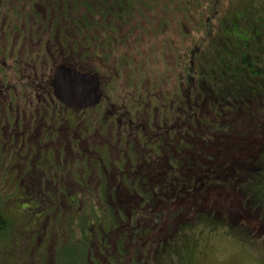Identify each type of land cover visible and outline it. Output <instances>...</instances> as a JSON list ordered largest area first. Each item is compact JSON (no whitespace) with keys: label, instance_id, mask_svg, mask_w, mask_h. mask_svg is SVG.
<instances>
[{"label":"trees","instance_id":"trees-1","mask_svg":"<svg viewBox=\"0 0 264 264\" xmlns=\"http://www.w3.org/2000/svg\"><path fill=\"white\" fill-rule=\"evenodd\" d=\"M158 1L166 2L167 6L169 4L172 7L176 2H183L181 0H0V61L8 63L10 70L18 65L21 58L27 63L32 58L33 61L39 60V57L43 59L44 47L38 52L35 51V54L32 50V45H37L34 32L40 27L49 38L54 31H59L57 49H61L66 59L73 64L81 59H89L95 55L91 48L103 44L105 49L108 48L109 53L104 52V57L98 58L107 65L109 62L106 63V59L107 61L110 59L109 55L113 49L109 48V43L98 39H103L104 33H116L117 27L125 25L129 26L128 29L137 28L138 32L141 30L145 33L144 27L138 23V20H142L145 13L152 9L151 2ZM193 1L187 0L186 6L190 8ZM226 1L231 8L235 7L232 1ZM196 2L202 9L201 16L205 22H211L217 17L216 34H213L212 28L208 29L212 42L204 56L202 69L194 70L193 60L187 63L189 67L186 69L185 66L184 69L187 70L190 85L184 90L180 89V101H174V106L170 104L172 98L167 100L163 97L164 103L161 105L157 103L153 92L148 93L150 90L147 89L149 86L147 81L142 82L140 94L132 87L137 93L138 100L145 98V101L148 104L150 102L151 105L147 109L146 107L140 109L137 106L134 114L127 112L121 104L123 121L129 125L127 127H130L131 131L114 135L117 140L114 144L117 145L119 142L123 147L122 149L118 147L116 152L117 157L120 155V158L114 159L115 164H112L118 165L117 168L112 167L117 171L105 179L103 184L95 175L88 176L84 183H81L82 178L79 179L80 182L75 183L69 180L68 171L56 175L55 180L34 176L32 170L38 151L53 148V145L39 147L38 144L35 145L36 143H27L23 145L24 151L17 149L20 145L12 141L14 140L12 138L21 137L25 130L13 137L5 135L7 131L9 134L12 133L11 107L9 106L10 110H6L5 114H0V153L4 149L6 150L4 153L14 157L13 168L19 173L24 171L23 166H26V169L32 167L28 168L30 171H24L26 173L24 176L29 177V191H37L33 192L35 195L45 191L43 198L39 200L45 201L50 197L54 199V204L50 205V207L54 206L52 212L46 207L42 208L44 204L40 211L44 209L43 212L52 213L54 217L61 212L76 213L81 209L78 200L82 197H92L97 198L104 208L109 209L110 219H114L112 215H118L116 219L118 223L110 219L106 221L102 219L100 223L83 228V234L84 230L93 233L98 229L105 238L96 237L90 240V250L84 260L68 253L66 255L68 261L65 264H192L190 257H186L184 246L174 243L179 239L180 243L188 241L192 247H197V239L187 238L190 234L188 229L191 227L186 226L199 224L201 226L205 224L204 222L212 223L213 220L235 228L245 226L264 238L262 232L264 231V185L260 181L264 172V125L262 126L264 120L258 122L253 120L254 109L264 106V35L255 34L254 30L263 26L255 17L249 25L251 28L255 23L252 31L244 33L238 29V19L224 15L227 4L225 6L221 4L225 0H196ZM219 12H221L220 16ZM210 13L212 17L207 19ZM169 16L170 14H166L164 19ZM223 23H228L230 27L227 25L223 27ZM234 23L236 25H233ZM63 28L69 33H64ZM153 30L158 33L156 27ZM76 32L80 35L76 36ZM96 33H101V36ZM49 38L46 40L49 41ZM108 39L112 41L111 37H105L103 41ZM84 44L89 45L90 49L84 51L83 47H86ZM68 48L70 53L75 51L81 58L79 60L77 57L71 58ZM125 58L130 59L131 62L137 61L133 57ZM63 62L67 61L63 60ZM21 71L22 68H19V72ZM123 71L127 75L129 70L123 69ZM6 72L5 66L0 65V97L6 98L7 101L10 99L8 102L11 103L10 101L13 100L11 93L14 92L15 87L9 88V84L18 80L15 81L13 75L8 78ZM44 77L45 79L41 80L37 87V98L51 90L52 74ZM199 79L203 80L197 85ZM192 81H196V84L191 86ZM6 88L9 90H3ZM195 91L197 95L190 96V93ZM43 99L42 97L40 100ZM170 108L173 113L170 119L172 123L160 126L159 113L163 114L164 110L168 112ZM172 128L174 131L170 134L169 129ZM61 135L62 133L59 135V140L63 145L65 141L61 140ZM27 139L23 137L22 141ZM82 142L80 141L77 149L79 154L74 150L70 152V158L79 160L87 154L99 155L91 146L97 145L98 141L89 142L85 139L87 152L83 151ZM70 143L67 139V146ZM9 145L12 146L11 149H8ZM58 147L64 146L58 144ZM48 159L46 158V161ZM50 160L56 165L63 164L62 161H72L67 157L63 158L59 153L56 159L52 154ZM31 161L34 163L32 164ZM258 168L260 171L254 172ZM84 184H90V187L84 189ZM100 184L101 188L98 187ZM72 193L73 196L70 195ZM119 193L125 194V202L119 197ZM34 197L38 200L36 196ZM6 199L8 200L9 196L7 194L2 196L0 193V236L16 233L11 230V218L3 210ZM59 202L64 208L57 211ZM129 203L130 206L127 205ZM34 206L35 204L29 205L27 208ZM37 210L39 211L38 207ZM126 215L129 218L128 222ZM212 224L218 229L222 227L220 224ZM73 227L70 225L68 229ZM123 230L124 236H119V232ZM75 231L78 232V229L71 230L73 236ZM54 253L55 247L45 257L44 264H52Z\"/></svg>","mask_w":264,"mask_h":264},{"label":"rangeland","instance_id":"rangeland-1","mask_svg":"<svg viewBox=\"0 0 264 264\" xmlns=\"http://www.w3.org/2000/svg\"><path fill=\"white\" fill-rule=\"evenodd\" d=\"M181 1L183 2H176L173 7L172 5L169 6V4L167 6V3L162 1L151 2L152 9L145 13V17H143L142 20H138V23L144 27L145 33L141 32V30L138 32L137 28L128 29L129 26L125 25L117 27L116 33H104L103 39L105 37H111L112 41L111 39L103 41L102 38H97L98 40H102V42L109 43V48L113 49V52L109 55L110 59H108V61L106 59V63L109 62L107 63L108 66L104 65V62L100 59L104 57V52L107 54L109 53L107 52L108 48L105 49L103 44L93 46L91 50L96 56L92 55L89 59L85 60L87 66H90L92 71L96 69L103 76H106L104 72H107L108 76H113L110 85L116 84L117 86L113 89L114 96L112 101L114 104H122L123 108L129 113L135 114V108L137 106L140 109L144 107L147 109V107L151 105L150 102L148 104L145 101V98L138 100L137 93L140 94L143 81L148 82L149 86H147V89L150 90L148 93L152 94L153 92L157 103H160V105L164 103L163 97L167 98V100L172 98L173 100L170 104L174 106V101H180V89L184 90L185 87L187 88V86L190 85L186 70L189 67L187 63L189 64L190 61L193 60L194 70L202 69L204 56L207 54V48L212 42L208 29L212 28L213 34H216L215 27L217 25V17L211 22H205L201 16L202 9L196 0L191 2L190 8L185 4L187 0ZM228 1H232L235 7L231 8L226 0L222 2L221 6L227 4L225 7L226 13L224 11V15H230L228 18L235 17L238 19V29H241L244 33L252 31L255 23H253L251 28L249 25L255 20V17H257L258 22L263 27L260 29L255 28V34L262 33L264 35V0ZM79 12L83 13V11ZM166 14H170V16L164 19ZM218 15L220 16L221 12H219ZM210 17H212L211 13L207 19H210ZM69 23L70 21L68 25ZM226 25L228 26V23H223V27ZM233 25L236 24L234 23ZM155 27L158 29V33L153 30ZM57 29L60 30V28ZM62 31L66 34L69 33L65 28H63ZM34 33L37 45H32L33 54H35V51L38 52L41 47H44V55L42 54L43 59L39 57V60L33 61L32 58V60H28L29 63H27L26 60L23 61L21 58L19 59L18 65L10 70H8V63L2 60L0 61V65L5 66L8 78L13 75L15 81L18 80L16 83L9 84V88L12 89L15 87L14 92L11 93L13 98V100L10 101L11 103L8 102L10 99L7 101L6 98L2 99L0 97V114H5V111H9L11 107L10 128L12 133L9 134V131H7L5 135L13 137L17 133H23L24 130H28V138L30 128L34 126L35 129H33L28 143L36 142V139L39 137L38 134H40L41 131V123L46 126L50 125V120L46 116L47 114H42L40 107H38V101L42 98L40 96L37 98V87L40 85V81L45 79L44 75L49 77L53 73L55 67L63 63V60L69 62L63 51L57 49V44H59L57 39V37H59V31H54L50 35V38L46 33L42 32V28L40 27ZM96 34L101 36V33ZM75 35L79 36L80 33L76 32ZM47 38H49V41L46 40ZM77 40L80 39L77 38ZM84 46H86L85 48L83 47L84 51L90 49L89 45L84 44ZM67 51L69 52V48ZM69 55H71V58L76 59L77 57V60L81 58L75 51ZM126 56L133 57L137 61L131 62L130 59L127 60L125 58ZM185 66H187L186 69H184ZM19 68H22L21 72H19ZM123 69L129 70L127 75ZM203 79L197 80V85L201 83ZM208 79H210V77H208ZM193 84L195 85L196 81H192L191 86ZM132 87L136 89L137 93ZM9 88L3 90L7 91ZM197 91L190 93V96L193 95L194 97L197 95ZM146 95L147 94H145V96ZM109 108L115 109L110 106ZM166 108H168L167 105ZM263 111L264 106L254 109L253 114H255V118H253V120L255 122L264 120V113H261ZM63 113L69 119L75 116L78 117L73 111H64ZM83 114L87 117L89 112ZM150 115L149 113V116ZM172 116L173 113L171 112V108L168 112L164 110L163 114L159 113L158 123L160 126H167L172 123L170 121ZM115 117L118 118L119 116L116 115ZM64 124L67 125L66 122ZM100 124L105 128L102 122ZM263 125L264 123H262V126ZM83 127V124L78 126V128ZM173 131V128L169 129L170 134ZM61 133V140L68 138L65 129H63ZM23 137L24 135L12 138L14 139L12 141L20 145L17 149L20 148L21 151L25 150L23 145H27V140H24L25 143L22 141ZM82 143L83 151L87 152L84 141ZM122 147L120 149H122ZM11 148L12 146L9 145L8 149ZM3 150L0 153V193H2V196H6V194L9 196V199H6L4 202L3 210L6 215L11 218V230L16 231V233L12 232L5 236H0V264H44L45 257L51 253V250H54V247L55 253L52 264H65L68 261L66 258L68 253L74 255L78 259L84 260L90 250V240L96 237L102 239L105 238V236L103 237L102 232L98 229L93 233L84 230L85 233L83 234V228H88L89 225L94 223H100L102 219L103 221L110 219L109 209L104 208L97 198L82 197L78 200L81 209L76 213L61 212L54 217L52 213L43 212L44 209L40 211L43 204L44 206L42 208L46 207L48 211H53L54 206L50 207V205L54 204L53 197L48 198L47 195L48 200L43 201L39 199L43 198L45 191L39 192L37 195L33 193L37 191H29L30 187L28 181L30 180L28 176H24L26 174L24 171H30L29 169L32 167L30 166L28 167L29 169H26V166H23L22 168L24 171L20 170L21 172L19 173L17 169L13 168L15 163L12 164V162H14L12 158L14 159V157L10 156L9 153H4L6 150ZM38 152L39 153L36 155V162L34 163V161H31L32 164L34 163L32 170L33 175L38 177L41 176L46 179L52 178L54 180L56 175H60L65 171L70 172V181H78L80 178L83 179L87 173L84 163L88 162L97 166L103 157L102 154L95 156L87 154L82 156L83 158H87L83 159V162L81 160H74V162L67 160L62 161L63 164L61 165H56L50 160L52 156L51 150L42 149ZM120 153H122V151ZM71 154L73 155V153ZM110 157L114 161V159L118 160L120 155L115 157L111 152ZM46 158H49L48 161H46ZM27 174H30V172H27ZM20 175L23 176L20 177ZM262 175L260 181H262L264 185V172ZM105 177H107L106 174H104V181ZM78 189L79 188H77V191ZM89 189L93 191L92 188ZM70 195L73 196L74 193ZM34 196H36L38 200ZM119 197L124 200V202L126 201L125 194L119 193ZM30 203H34L35 206L29 209L27 208L29 205H34ZM136 204L137 203H135L134 206H136ZM127 205L130 206V203ZM37 207L39 211H36ZM62 208H64V206L59 202L57 211ZM112 216L114 219L110 220L118 223L116 220L118 219V215L114 214ZM128 219L126 215L127 222ZM204 223L205 224L201 226L200 224L196 226H186L187 228L191 227L188 229L190 234H188L189 237L187 238L197 239V247H192L188 241H183V245H181L182 243H180L179 239L174 243L181 247L184 246L186 257H190L191 263L193 262L192 264H264V238L260 236L258 232H252L245 226L243 228H235L222 225V223L216 222L215 220H213L212 223L222 225L221 229L215 228L216 226H213L209 221ZM70 225L74 227L68 229ZM73 229H78V232L75 231L74 236L71 232ZM124 234V230L119 232V236H124ZM72 239H75V241Z\"/></svg>","mask_w":264,"mask_h":264},{"label":"flooded vegetation","instance_id":"flooded-vegetation-1","mask_svg":"<svg viewBox=\"0 0 264 264\" xmlns=\"http://www.w3.org/2000/svg\"><path fill=\"white\" fill-rule=\"evenodd\" d=\"M66 64H71L81 72H90V73H96L99 78H100V88L102 92V97L100 99V102L96 105L79 109V108H73L69 107L67 104L61 102L54 94V91L52 89V77H51V85L50 88L51 90L45 94H42V97L44 98L43 100L38 101V107H40V110L43 113H46L49 121L48 126L44 125L43 123L40 124V134H38V138L36 139V144H38L39 147L43 145H53V148H48L47 150L52 149V154L54 158L56 159L57 154L59 153L60 156L63 158L67 157L74 162V158H70V152H73L74 150L77 151L80 141H84L87 139V141H98L97 145H91L93 146V151L96 154H102L103 157L101 158L100 163L95 166L90 163H84L85 168L87 170V173L85 177H83V182L84 183L87 181L88 176H93L100 179V182H104V178H102V174H106L107 179L110 175L115 174L117 171L115 168L116 165L115 161H113L110 157L111 152L114 154L115 157H117V152L118 147H121V145L118 144L115 145L114 142L117 141L114 138V135H122L125 134V132L131 131L127 126H129L126 122L123 121V113H122V106L121 104L118 103H113L110 98H113L114 96V90L116 88L115 85H110V81L113 79V76H108L107 72H104L106 76H103L102 74L99 73V71L95 70H90V66H87L85 60L81 59L78 61V63L73 64L72 62H64ZM104 65H106L104 63ZM116 76V75H115ZM114 76V77H115ZM45 95V96H43ZM110 107H114L115 109H110ZM74 112L75 114L78 115L75 117H71L70 119L65 116L63 112ZM89 112V115L87 117L84 116L83 113ZM117 113V114H115ZM118 115L119 117H115ZM114 118V119H113ZM73 119V120H71ZM122 119V120H121ZM67 123L64 124V123ZM103 123L105 128L101 126L100 123ZM84 125L83 128H78L79 125ZM34 126L30 128V131L28 133V139L26 143L29 142V138L31 137V133L33 132ZM63 129L66 130L67 136L69 141L71 142L68 146L66 144V140L64 139L65 143L60 144V133L63 131ZM27 131L24 132V138H27ZM113 140V141H112ZM48 143V144H45ZM61 145L64 146L58 147L57 146ZM62 150L64 152H62ZM78 152V151H77ZM63 153V154H62ZM79 154V152H78ZM83 159L87 158H79L83 162ZM111 160L113 163H111ZM80 182L75 181V183ZM83 186L90 187V184H84ZM98 187H102V185H98Z\"/></svg>","mask_w":264,"mask_h":264},{"label":"water","instance_id":"water-1","mask_svg":"<svg viewBox=\"0 0 264 264\" xmlns=\"http://www.w3.org/2000/svg\"><path fill=\"white\" fill-rule=\"evenodd\" d=\"M55 96L69 107L87 108L100 102L102 92L100 78L96 73L81 72L71 65L56 67L52 79ZM260 171V168L254 172Z\"/></svg>","mask_w":264,"mask_h":264}]
</instances>
